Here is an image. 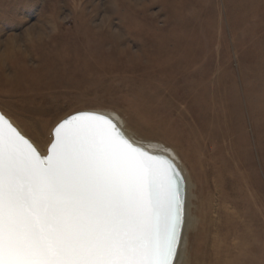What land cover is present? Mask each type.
<instances>
[{
    "label": "rangeland",
    "instance_id": "rangeland-1",
    "mask_svg": "<svg viewBox=\"0 0 264 264\" xmlns=\"http://www.w3.org/2000/svg\"><path fill=\"white\" fill-rule=\"evenodd\" d=\"M182 30L199 56L190 69L166 54ZM4 49L20 68L0 86V110L23 134L44 145L74 112L118 114L139 137L162 141L189 163L187 264H264V116L256 122L259 107L251 106L264 93V0H0ZM205 68L212 80L204 120L218 127L221 103L241 112L242 122L235 110L229 116L240 146L235 188L221 159L197 149L196 124L182 118L194 103L179 98L186 81L176 78Z\"/></svg>",
    "mask_w": 264,
    "mask_h": 264
},
{
    "label": "snow or ice",
    "instance_id": "snow-or-ice-1",
    "mask_svg": "<svg viewBox=\"0 0 264 264\" xmlns=\"http://www.w3.org/2000/svg\"><path fill=\"white\" fill-rule=\"evenodd\" d=\"M183 180L107 114L68 115L41 145L0 113V264H175Z\"/></svg>",
    "mask_w": 264,
    "mask_h": 264
},
{
    "label": "bare ground",
    "instance_id": "bare-ground-1",
    "mask_svg": "<svg viewBox=\"0 0 264 264\" xmlns=\"http://www.w3.org/2000/svg\"><path fill=\"white\" fill-rule=\"evenodd\" d=\"M180 31V30H179ZM192 34H188L187 31L182 30L181 32H179L176 36L177 40H175L176 42V47H174L171 51H168L166 54H168V56L170 55H174L177 54L178 56V60L176 62V67L180 68L181 66H184L185 69H190L194 66L197 65L198 61H199V56L197 55L194 47L195 44V38L193 36H191ZM7 48V46H6ZM11 48V47H10ZM5 50V49H4ZM9 50L6 49L3 52H0V86H2L3 84H6L8 82V80L10 79V72L15 69L17 70L18 67L20 68V65H18V60L14 59V60H10V55H9ZM13 53V52H12ZM11 53V54H12ZM167 56V55H166ZM20 57V56H18ZM14 58V56H13ZM164 58V57H162ZM62 61V60H61ZM157 61H159V58H156L154 60V65L152 64L153 68H155L157 66ZM22 62V61H20ZM92 62V61H91ZM62 66V65H61ZM17 68V69H16ZM22 69V77H24L27 73V70H25L23 67H21ZM164 73L167 74V72L169 73V75H172L174 72H176V70L172 67V69L169 67L168 69H165V67L163 66H159L157 67V70H159ZM81 70V69H80ZM21 71V70H20ZM10 73V74H9ZM19 73V72H18ZM80 73V72H79ZM14 74V73H13ZM16 74V73H15ZM212 72L208 69L205 68L202 71L199 72H193V71H186L184 73V75H180V77L176 78L178 79L177 81H182V79L184 81H186L185 85H182V89L183 92L182 94L179 95V98H186V97H190L191 101H192V106L194 109L192 110H188L189 112H186L187 114H183L182 118L183 119H190L192 123L196 124L193 128H194V132L197 134V138H198V144L199 147L197 146V149H202L201 147H205L204 152L209 155H217L222 162V169L223 170H228L230 172L229 175H231L230 178V185L232 188L236 187V180L238 178V169L240 167L241 164V160H240V146L238 145L237 141H236V135H237V128L234 126L233 121H231L230 119V115L232 114V112L235 110L234 113L238 114V118H237V122H242L241 119V112L238 106H234L232 105L229 108V112L226 108H223L224 103H221V108L219 107V112L216 115V122L218 123V127L215 126H211V124L209 122H206L204 120L205 118V114L207 111V105L204 103L205 98L208 97V93L210 92L211 88L209 86V83H206V81L208 79H211V75ZM96 75V74H95ZM16 76V75H15ZM70 76V75H69ZM82 76V75H80ZM79 76V77H80ZM257 76V75H256ZM83 77V76H82ZM177 77V76H176ZM255 77V76H254ZM258 77V76H257ZM17 78V77H16ZM15 78V80H16ZM25 78V77H24ZM87 78V77H86ZM89 78V77H88ZM92 78V77H91ZM94 78V76H93ZM18 79V78H17ZM77 80V79H75ZM90 80V79H89ZM259 80V79H256ZM23 81V79H22ZM25 81V80H24ZM23 81V82H24ZM73 81V80H72ZM183 81V82H184ZM21 82V80H20ZM28 82V81H27ZM44 82V81H42ZM219 82V81H218ZM254 82V81H253ZM12 83V82H11ZM10 83V84H11ZM19 83V81H18ZM36 83V81H35ZM41 83V82H40ZM72 83V82H71ZM82 83V82H81ZM80 83V84H81ZM17 83H15L14 87L17 86ZM25 84V83H24ZM43 84V83H42ZM73 84V83H72ZM79 84V85H80ZM7 85V84H6ZM26 85V84H25ZM47 85V84H46ZM78 85V82H77ZM177 85V84H176ZM179 85V84H178ZM223 85V84H222ZM231 85V84H230ZM228 85V86H230ZM263 85V86H262ZM29 86V85H28ZM259 86L261 88V91H263V87L264 84L262 81H259ZM5 87V86H4ZM3 87V88H4ZM32 87V86H31ZM34 87V86H33ZM44 87V86H43ZM47 87V86H45ZM176 87V86H175ZM180 87V85H179ZM213 91H215L216 93V86H213ZM220 87V86H219ZM2 88V87H1ZM2 88V90H3ZM12 88V87H11ZM24 88V87H23ZM35 88V87H34ZM174 88V87H173ZM181 88V87H180ZM230 88V87H229ZM10 89V88H9ZM20 89V88H19ZM41 89V88H40ZM177 89V88H176ZM18 90V88H17ZM38 90V88H37ZM212 91V92H213ZM228 91V90H227ZM193 93V96H190L189 94ZM175 94V93H174ZM173 95V94H172ZM176 95V94H175ZM216 95V94H215ZM221 95V94H220ZM171 96V95H170ZM177 96V95H176ZM222 96V95H221ZM229 96V93H228ZM157 97V96H156ZM167 97V96H166ZM231 97L234 100H237L238 98V94L236 93L235 89H232L231 92ZM175 98V97H174ZM176 97V101H177ZM189 98V99H190ZM145 100V99H144ZM154 100V99H153ZM156 100V99H155ZM154 100V101H155ZM228 100V99H227ZM148 101V100H147ZM175 101V102H176ZM190 101V100H189ZM226 101V100H225ZM178 102V101H177ZM259 102H261V106L262 109H260V105ZM179 103V102H178ZM230 103V102H229ZM229 105V104H228ZM173 106V105H172ZM185 106V105H184ZM188 106V104H187ZM191 106V105H190ZM191 106V108H192ZM214 106V105H213ZM251 106L252 108H257L258 112H256L255 115V120L256 122H258L260 119V115L263 113L264 116V93L262 94L260 92V99H259V95L255 96L252 99L251 102ZM181 107V104H180ZM188 108V107H187ZM160 110V109H159ZM183 110V109H182ZM185 110V109H184ZM106 112V113H105ZM102 113H105L107 115H109L110 117H112L113 119L117 120L119 122V124L122 126L123 129H125L130 135L131 138L134 140L135 143L137 144H142L145 148L153 151V152H157V153H163L169 157H171L179 166V168L181 169V171L183 172V175L185 177V181H186V194H185V225L184 228L182 230V234H181V244L178 248V255H177V260L175 262V264H187V245H188V239H187V227H188V203H189V192H190V187L191 186V181H190V177H191V171L189 168V163H187L186 161H184L182 159V157L178 154V152L170 147L169 145L163 143L162 141L159 140H154V139H148V138H143V137H139L132 129H130L125 120L119 116L118 114L111 112V111H105ZM159 112L158 110L156 111V113ZM155 113V114H156ZM160 113V112H159ZM182 113V112H181ZM151 114V113H150ZM153 115V114H152ZM214 118V116H213ZM212 118V119H213ZM10 119V118H9ZM152 119V118H151ZM11 121V119H10ZM12 122V121H11ZM215 122V121H213ZM212 122V123H213ZM13 123V122H12ZM13 125H15L13 123ZM16 126V125H15ZM17 127V126H16ZM18 128V127H17ZM174 128V127H173ZM19 130V128H18ZM20 131V130H19ZM22 133V132H21ZM23 134V133H22ZM194 134V133H193ZM27 137V136H26ZM216 138L218 141L219 146H217L218 144L216 142H214L212 139ZM194 139V138H193ZM193 143V142H192ZM212 143V144H211ZM217 145H215V144ZM194 144V143H193ZM226 147V152H224V150H222V147L220 145H223ZM197 145V144H196ZM223 146V148H224ZM221 147V148H220ZM258 148V147H257ZM260 148V147H259ZM258 148V149H259ZM200 151H198L199 153ZM43 154V151H42ZM200 154V153H199ZM205 156V155H204ZM205 158V157H204ZM200 159V158H199ZM216 159V158H215ZM218 160V159H216ZM219 161V160H218ZM191 167V166H190ZM189 261V260H188ZM194 262V261H193ZM194 264V263H193Z\"/></svg>",
    "mask_w": 264,
    "mask_h": 264
},
{
    "label": "water",
    "instance_id": "water-1",
    "mask_svg": "<svg viewBox=\"0 0 264 264\" xmlns=\"http://www.w3.org/2000/svg\"><path fill=\"white\" fill-rule=\"evenodd\" d=\"M81 111V110H80ZM91 111H95V110H91ZM96 112H99V113H102V112H100V111H96ZM0 113H2L3 114V112L0 110ZM76 112H74V113H72V114H75ZM102 114H105V113H102ZM5 115V114H4ZM71 115V114H70ZM6 116V115H5ZM7 117V116H6ZM8 118V117H7ZM9 119V118H8ZM10 120V119H9ZM115 120V119H114ZM15 126V125H14ZM147 149V148H146ZM147 150H149V149H147ZM150 152H153V151H151V150H149ZM153 153H155V154H163V153H157V152H153ZM165 155V154H164ZM176 163V162H175ZM177 164V163H176ZM178 166V165H177ZM178 168H179V166H178ZM179 170H180V172H181V175H182V177L184 178V180H183V182H182V184H181V190H182V192H184L185 194H186V181H185V177H184V175H183V172L181 171V169L179 168ZM183 230V229H182ZM182 234V233H181Z\"/></svg>",
    "mask_w": 264,
    "mask_h": 264
}]
</instances>
